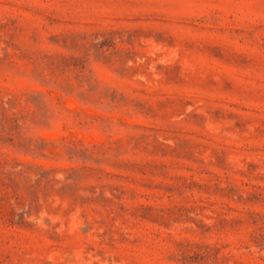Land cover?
<instances>
[{
  "label": "rangeland",
  "instance_id": "374dc122",
  "mask_svg": "<svg viewBox=\"0 0 264 264\" xmlns=\"http://www.w3.org/2000/svg\"><path fill=\"white\" fill-rule=\"evenodd\" d=\"M0 264H264V0H0Z\"/></svg>",
  "mask_w": 264,
  "mask_h": 264
}]
</instances>
